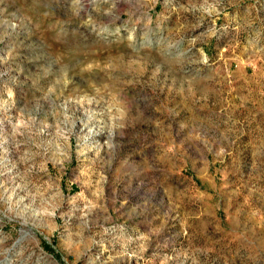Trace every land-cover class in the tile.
<instances>
[{
    "label": "rangeland",
    "instance_id": "obj_1",
    "mask_svg": "<svg viewBox=\"0 0 264 264\" xmlns=\"http://www.w3.org/2000/svg\"><path fill=\"white\" fill-rule=\"evenodd\" d=\"M0 264H264V0H0Z\"/></svg>",
    "mask_w": 264,
    "mask_h": 264
}]
</instances>
